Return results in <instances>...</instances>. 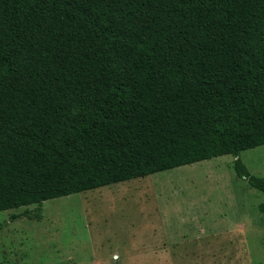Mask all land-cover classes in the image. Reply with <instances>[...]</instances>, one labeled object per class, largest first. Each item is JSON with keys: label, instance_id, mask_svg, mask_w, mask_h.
Listing matches in <instances>:
<instances>
[{"label": "trees", "instance_id": "16d2710c", "mask_svg": "<svg viewBox=\"0 0 264 264\" xmlns=\"http://www.w3.org/2000/svg\"><path fill=\"white\" fill-rule=\"evenodd\" d=\"M263 144L264 0H0V211Z\"/></svg>", "mask_w": 264, "mask_h": 264}, {"label": "rangeland", "instance_id": "374dc122", "mask_svg": "<svg viewBox=\"0 0 264 264\" xmlns=\"http://www.w3.org/2000/svg\"><path fill=\"white\" fill-rule=\"evenodd\" d=\"M239 157L264 177V144ZM234 159L0 211V264H264V196Z\"/></svg>", "mask_w": 264, "mask_h": 264}]
</instances>
